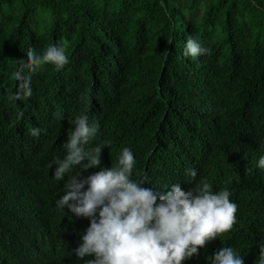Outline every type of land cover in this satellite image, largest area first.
<instances>
[{
    "label": "trees",
    "instance_id": "trees-1",
    "mask_svg": "<svg viewBox=\"0 0 264 264\" xmlns=\"http://www.w3.org/2000/svg\"><path fill=\"white\" fill-rule=\"evenodd\" d=\"M188 37L211 54L184 56ZM58 43L68 58L62 68L26 67L29 48L43 55ZM29 77L30 96L20 87ZM80 115L99 125L85 149L110 142L101 165L73 166L53 180ZM124 148L135 161L129 179L153 190L205 179L213 192L230 191L237 205L231 230L182 264H212L222 247L258 264L264 0H0V264H79L58 244L76 227L55 209L60 186L78 173L84 179L118 167Z\"/></svg>",
    "mask_w": 264,
    "mask_h": 264
},
{
    "label": "clouds",
    "instance_id": "clouds-1",
    "mask_svg": "<svg viewBox=\"0 0 264 264\" xmlns=\"http://www.w3.org/2000/svg\"><path fill=\"white\" fill-rule=\"evenodd\" d=\"M65 52L62 43L50 45L43 55L29 48L26 67L36 71L51 63L59 70L68 63ZM183 54L196 59L210 55L211 49L188 37ZM20 87L30 96V77ZM57 118H61L59 114ZM73 123L63 145L66 155L54 161L53 180H63L73 166L99 167L101 151L110 143L85 149L95 139L99 125L90 126L87 115L76 117ZM40 132L39 128L30 130L34 137ZM118 163V167L92 170L88 173L94 174L84 179L78 178L80 173L69 176L65 187L60 186L55 209L66 213L76 227L63 231L58 244L71 248L79 264H182L235 223L237 205L230 201L227 189L213 192L211 184L201 179L190 188L176 183L169 190L168 186L153 190L143 180L129 179L135 163L129 148L123 149ZM258 167L264 169V156ZM187 174L195 180L197 171L188 169ZM259 249L258 264H264V246ZM212 264H244V258L232 247H222L214 253Z\"/></svg>",
    "mask_w": 264,
    "mask_h": 264
}]
</instances>
